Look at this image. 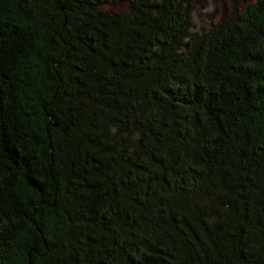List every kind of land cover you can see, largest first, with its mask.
I'll use <instances>...</instances> for the list:
<instances>
[{"label": "trees", "instance_id": "16d2710c", "mask_svg": "<svg viewBox=\"0 0 264 264\" xmlns=\"http://www.w3.org/2000/svg\"><path fill=\"white\" fill-rule=\"evenodd\" d=\"M0 0V264H264V0Z\"/></svg>", "mask_w": 264, "mask_h": 264}, {"label": "rangeland", "instance_id": "374dc122", "mask_svg": "<svg viewBox=\"0 0 264 264\" xmlns=\"http://www.w3.org/2000/svg\"><path fill=\"white\" fill-rule=\"evenodd\" d=\"M240 4L252 2L253 0H240ZM128 0H107L105 9L116 11L125 9ZM196 10L192 14V21L195 31L209 28V15L213 14L215 21L225 18L231 11V6L227 0H195Z\"/></svg>", "mask_w": 264, "mask_h": 264}]
</instances>
